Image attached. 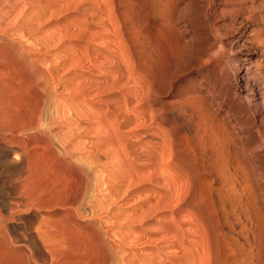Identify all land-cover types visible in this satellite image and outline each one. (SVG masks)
<instances>
[{
    "label": "rangeland",
    "instance_id": "obj_1",
    "mask_svg": "<svg viewBox=\"0 0 264 264\" xmlns=\"http://www.w3.org/2000/svg\"><path fill=\"white\" fill-rule=\"evenodd\" d=\"M257 1L0 0V70L20 89V62L69 79L93 114L96 153L78 154L98 164L93 228L73 234L95 249L61 251V264H264ZM31 159L0 184H25Z\"/></svg>",
    "mask_w": 264,
    "mask_h": 264
},
{
    "label": "bare ground",
    "instance_id": "obj_2",
    "mask_svg": "<svg viewBox=\"0 0 264 264\" xmlns=\"http://www.w3.org/2000/svg\"><path fill=\"white\" fill-rule=\"evenodd\" d=\"M252 5L251 2L248 7L251 8ZM256 5L258 9L263 8V0H258ZM251 10L253 11V8ZM149 12L152 11L149 9ZM262 20H264V13ZM259 27L252 29V31L256 42L264 48V36L260 34L261 27ZM259 50L261 52V49ZM19 58L22 59L21 56ZM32 62L34 63V61ZM20 65L22 70L24 68L26 80L22 89L17 87L12 78H7L5 73L0 70V182H6L5 178L10 177L8 175H11L13 171L28 172V169L31 168V165L29 166L31 163L28 162L32 156L35 163L32 161L34 166L29 171L30 176H27L29 173L24 175L27 176L25 184L24 182H14V180V185L11 186H9L12 184L11 182L7 185L0 184V210H3V213L0 212V226H4V230L6 228V231H0V264H61L65 259L61 251L68 252L85 248V251L93 252L95 249L91 242L83 241L82 238L80 240V236L77 238L73 234L74 231L77 232L80 228L82 229L81 226L84 224L93 228V216L90 212L93 201L90 198L92 185L90 186V184L92 180H95L93 186L97 189L96 185L100 180H97L99 177H97L95 170L98 164L94 163L96 162L93 161L94 159L89 158L85 162L78 156V154L84 155V152L91 153V155L94 154V151L96 153V142L95 137H93L95 134L90 131L94 124L92 123L93 114L89 109L90 106L84 107V103L83 106L79 104L80 102L77 103L76 100L79 99L75 93L76 87L73 86L74 89L70 86L72 82L70 83L69 79L61 77L54 79L55 74L36 72L32 68L29 69L28 66H34L31 63L28 64V68L24 62L23 64L20 62ZM262 87L260 88L262 89ZM260 95L261 98L264 96ZM86 99L91 105L93 100L91 98ZM61 127H64V129L62 128L64 134H68L70 138L64 139L62 137ZM59 132L61 133L59 134ZM82 137L81 142L77 143L81 144L80 147L78 146L79 151H76L75 154V150H73L75 144L73 143ZM30 154L31 156L28 157ZM21 176L23 177L22 174ZM22 179L20 178L19 181ZM76 207L86 209L85 213L89 214L87 216L88 223L79 218L78 215L81 217L83 214L78 212L81 209L77 210ZM24 210L30 212L22 215ZM34 219L37 220V224L32 228L31 224H35L32 221H36ZM17 228H22V231ZM97 237L99 238V236ZM100 248L103 250L102 247ZM104 253L101 255L103 256ZM107 255L105 254V257L102 258L98 256L102 259V263L107 261V257H109ZM85 258L83 255L79 256V264H84ZM97 261L94 264L98 263Z\"/></svg>",
    "mask_w": 264,
    "mask_h": 264
}]
</instances>
